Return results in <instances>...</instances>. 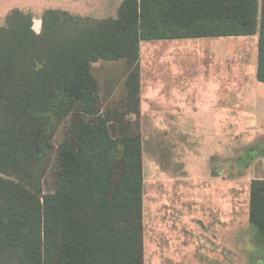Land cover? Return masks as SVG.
<instances>
[{
    "label": "trees",
    "instance_id": "1",
    "mask_svg": "<svg viewBox=\"0 0 264 264\" xmlns=\"http://www.w3.org/2000/svg\"><path fill=\"white\" fill-rule=\"evenodd\" d=\"M32 26L17 8L0 26V257L143 264L140 43L256 35L264 83V0H122L106 18L50 8ZM118 59L125 96L103 110L91 67ZM248 221L264 252V178L250 182Z\"/></svg>",
    "mask_w": 264,
    "mask_h": 264
},
{
    "label": "rangeland",
    "instance_id": "2",
    "mask_svg": "<svg viewBox=\"0 0 264 264\" xmlns=\"http://www.w3.org/2000/svg\"><path fill=\"white\" fill-rule=\"evenodd\" d=\"M119 4L120 0H0V26L16 8L29 12L32 28L40 32L46 9L106 18L116 15ZM194 40H182L188 48L183 46L179 57L189 55L193 61L196 56L195 62L205 54L207 62L213 54L228 55L241 62L244 75H231V87H208V68L189 64L168 70L161 67L159 41L141 42L137 122L142 140V262L264 264V252L252 242L248 221L250 182L264 178V83L256 79L255 51L249 48L257 36L201 38L193 50ZM91 70L100 85L101 108L117 106L125 96V60H99ZM174 72L175 92L162 103L159 77ZM221 99L223 110L218 107ZM167 107H175V113ZM62 132V126L57 128L56 142ZM53 179L47 175L46 188ZM0 264L18 260L1 256Z\"/></svg>",
    "mask_w": 264,
    "mask_h": 264
},
{
    "label": "crops",
    "instance_id": "3",
    "mask_svg": "<svg viewBox=\"0 0 264 264\" xmlns=\"http://www.w3.org/2000/svg\"><path fill=\"white\" fill-rule=\"evenodd\" d=\"M122 0H120L121 2ZM117 15V12H116ZM113 16V17H116ZM112 17V16H109ZM255 36V35H253ZM227 37H232V36H221V37H204V38H227ZM186 39H195L193 42H195L192 45V49L194 50L195 48H197V42H199L198 40H200L201 38H184V39H162V40H157L159 41L158 43V47L160 50V55H159V60L161 63V67H166L168 68V70H170L171 68H176L179 65H189V64H199L200 66L204 67V68H208L209 72L208 76H209V82H207L208 87H222L223 83L228 86L231 87L232 84V80L235 78H231V75L234 76H241L244 75L243 71H241L242 69H240V64L241 62H239L238 60H232L228 58V55H221V56H215V54L211 55L210 57H208L207 62L205 61L206 59V55H201L198 56V59L194 62V60L196 59V56H194V60H191V57H189V55H187L185 58L184 56H181L180 54H183V50L185 46L186 48H188L186 46V44L184 43V41L182 40H186ZM253 40V39H252ZM143 42V41H142ZM141 44V43H140ZM195 47V48H194ZM249 48L251 49V51L253 50L252 48H254V63L253 65L255 66V71L257 69V42H254L252 45L249 46ZM192 50V51H193ZM212 54V52H211ZM139 56H140V50H139ZM181 63V64H180ZM206 63V64H205ZM140 67H139V59H138V73H139ZM177 74L174 73H167V74H161L159 77V89L161 92V102L165 99V97L171 95L172 93H174L175 91V87H176V83H177ZM257 79V78H256ZM172 81V82H170ZM139 87L141 89V85H140V74H139ZM141 93V90H140ZM219 95V94H218ZM163 99V100H162ZM141 100V99H140ZM218 107L221 108L222 110L224 109L225 105H224V101L218 100ZM163 103V102H162ZM141 104V101H140ZM174 108V109H173ZM167 110V112L171 113L174 112L175 113V107H167L165 108ZM143 197H142V218H143Z\"/></svg>",
    "mask_w": 264,
    "mask_h": 264
}]
</instances>
